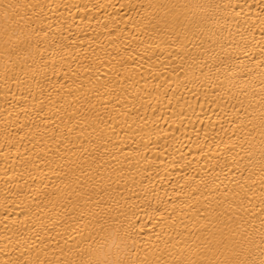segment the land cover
<instances>
[{
  "label": "bare ground",
  "instance_id": "6f19581e",
  "mask_svg": "<svg viewBox=\"0 0 264 264\" xmlns=\"http://www.w3.org/2000/svg\"><path fill=\"white\" fill-rule=\"evenodd\" d=\"M0 264H264V0H0Z\"/></svg>",
  "mask_w": 264,
  "mask_h": 264
}]
</instances>
